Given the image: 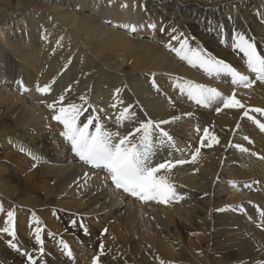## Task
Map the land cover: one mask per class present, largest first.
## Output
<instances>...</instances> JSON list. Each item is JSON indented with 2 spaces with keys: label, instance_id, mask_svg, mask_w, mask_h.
Listing matches in <instances>:
<instances>
[{
  "label": "bare ground",
  "instance_id": "1",
  "mask_svg": "<svg viewBox=\"0 0 264 264\" xmlns=\"http://www.w3.org/2000/svg\"><path fill=\"white\" fill-rule=\"evenodd\" d=\"M238 34L264 53V0H0V229L11 210L16 232L14 239L0 232V262L20 264L23 250L36 264H55L54 256L60 264H90L94 256L98 264H108L162 247L183 264H264V234L254 232L239 209L259 196L228 185L257 176L264 180L258 170L264 163L247 162L232 147L245 142L241 135L251 133V126L239 119L242 109L216 114L214 105L193 106L174 83L231 89L165 47L179 48V40H186L206 56L243 67V53L232 47ZM46 84L50 92L36 91ZM236 92L245 107H264L263 84ZM62 94L64 104L81 106V121L98 115L109 131L126 133L141 121L165 120L170 123L161 127L176 146H196L204 125L220 143L202 147L195 163L172 170L181 197L176 203L140 205L69 153L63 126L48 107ZM125 107L135 118L118 124ZM196 123L200 132L192 129ZM256 142L264 152V137ZM168 153L162 149L157 161ZM103 225L107 234L97 243L95 227ZM37 227L42 245L36 244ZM9 240L17 248L2 256L1 245ZM63 244L71 247V257ZM75 246L83 248L82 256Z\"/></svg>",
  "mask_w": 264,
  "mask_h": 264
},
{
  "label": "snow or ice",
  "instance_id": "2",
  "mask_svg": "<svg viewBox=\"0 0 264 264\" xmlns=\"http://www.w3.org/2000/svg\"><path fill=\"white\" fill-rule=\"evenodd\" d=\"M124 27L129 28L130 32L136 31L135 26L124 25ZM149 27H155V25H149ZM172 39L179 40L176 36H173ZM179 44V48H173L171 44H166L165 47L174 51L181 60L186 61L192 67H200L210 76L219 77L223 75L229 77L231 84L236 87L250 88L256 81L264 83V55L259 54L255 45L244 35L238 34L233 37L232 47L234 50L238 49L243 53L246 68L255 74V80L250 79L248 75L241 73L222 60L206 56L197 48H190L186 40H179ZM153 86L157 87L155 82H153ZM173 86L179 88L181 93L186 94L189 100L204 107L216 103L222 104L223 108L244 109L242 116L247 117L264 132V123L249 114L252 112L264 115V109H247L245 104L237 98L236 87L233 88L231 95H223L216 88L191 81L176 82ZM21 87L27 91V88L22 84ZM36 91L41 94L48 93L51 91V85H37ZM119 92L120 89H117L116 93ZM80 99L85 100V97L81 96ZM114 99H116L115 94ZM64 101L65 96L62 94L56 101L48 104V107L55 110L53 119L63 126V131L60 134L71 145L72 152L84 165L107 172L117 189H122L125 193L140 199L142 202L168 203L170 200L181 199L170 179L172 170L186 163H195L202 147H212L213 143H220L218 136L208 127H205L203 135L200 136V146L195 147L190 160L169 158L157 162L158 154L164 148L184 151L177 148L173 142V137L161 127L170 121L161 120L157 122L148 119L139 122L137 127L126 133L109 131L101 123V118L98 115L89 116L86 121H81L80 116L83 111L81 106L75 103L64 104ZM112 107L115 108L116 104L114 103ZM129 107L119 111L116 116L118 124L135 118V113L129 114ZM216 111L220 112L221 108L217 107ZM186 115L191 116L192 114L187 113ZM179 119L180 117L173 118V120ZM90 126L92 130H90ZM195 131L200 132V129L196 128ZM243 139L252 143L247 136ZM205 140H207V144L204 143ZM232 147L242 153H250V150L241 144H233ZM250 154L257 156L258 159H264V156H258L255 152ZM169 156H171V151H169ZM87 176L88 173H85V177ZM230 183L235 186L234 182ZM245 187H251V185L247 184ZM0 212H3L2 207H0ZM4 223L6 226L0 229V232L8 234L14 239L16 232L13 211L7 212ZM36 223L39 224V221L37 220ZM33 231L36 244L42 245L43 241L40 235L42 229L37 227ZM8 243L10 247L17 248L12 240H9ZM103 248L104 245L101 244V254H103ZM63 249L65 250L64 254L71 257L72 253L68 250L67 244H63ZM39 253L41 256L44 253L42 246L39 248ZM24 255L27 256L30 264H36V260L31 254L25 252ZM93 264H98V257L93 258ZM160 264H163V261Z\"/></svg>",
  "mask_w": 264,
  "mask_h": 264
},
{
  "label": "rangeland",
  "instance_id": "3",
  "mask_svg": "<svg viewBox=\"0 0 264 264\" xmlns=\"http://www.w3.org/2000/svg\"><path fill=\"white\" fill-rule=\"evenodd\" d=\"M105 224H107L106 222H105ZM83 227L85 228V229H90L89 227H86V226H84L83 225ZM97 231V232H96ZM99 231V232H98ZM95 232L97 233L96 235H98L97 236V243H99V238H101V237H103L104 235H106L107 234V232H106V226L105 225H103L102 226V228H100L99 230L98 229H96V227H95ZM84 233L85 234H87L86 233V231H84ZM101 235V236H100ZM103 235V236H102ZM100 236V237H99ZM5 244V245H4ZM3 245H1V246H4L3 247V249H2V247H1V251H2V256H3V254H5V253H10L11 252V247L9 246V244H6V243H4ZM101 245V244H100ZM9 246V247H8ZM6 247V248H5ZM95 249V248H94ZM156 249V250H155ZM4 250H6V252L4 251ZM9 250H10V252H9ZM74 250L78 253V255H81L82 256V253H81V251L83 250V248H80V247H78V246H75V248H74ZM78 250H80L79 252H78ZM101 249H100V247L98 248V251H100ZM152 251V252H151ZM154 251V252H153ZM5 252V253H4ZM58 252H59V250H58ZM147 253H150V254H147ZM144 256H141L140 258H136V259H134V257L133 256H129L128 255V257L127 256H125V257H123V258H126V259H123V258H121L120 259V261L118 262V260H115V261H113V258L112 259H110L109 260V263L108 264H139L138 262H146V263H143V264H160L159 262H161V261H163V264L165 263V264H167V262H168V264H183L182 263V261L181 260H179V259H177L176 258V256H175V252H173V251H170V253L169 252H165V250L162 248V247H156V248H154L153 250H150L149 252H147ZM153 253V254H152ZM23 254V255H22ZM19 255H21L22 256V260H20V264H30V263H28L26 260H27V256H25L24 255V251L23 250H21L20 251V253H19ZM150 257H149V256ZM167 255H169V256H167ZM80 256V257H81ZM153 256V257H152ZM161 256V257H160ZM167 256V257H166ZM59 257V256H58ZM94 257H97V256H94ZM146 257V258H145ZM59 258H57L56 259V257L54 256L53 257V260H55L56 262H55V264H60L59 263V261L60 260H58ZM160 259V260H159ZM58 260V261H57ZM123 260V261H122ZM136 260V261H135ZM170 260V261H169ZM84 261V264H88V262L87 261H85V260H83ZM130 263H129V262ZM156 261V262H155ZM157 261H159V262H157ZM126 262V263H125ZM171 262V263H170ZM178 262V263H177ZM180 262V263H179ZM142 263H140V264H142ZM0 264H2L1 262H0ZM71 264H73V263H71ZM90 264H93L92 263V260H90Z\"/></svg>",
  "mask_w": 264,
  "mask_h": 264
}]
</instances>
